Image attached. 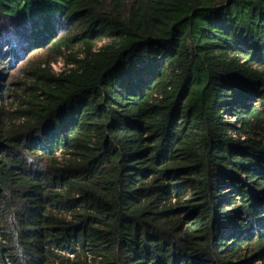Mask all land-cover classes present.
Returning a JSON list of instances; mask_svg holds the SVG:
<instances>
[{"label": "trees", "instance_id": "16d2710c", "mask_svg": "<svg viewBox=\"0 0 264 264\" xmlns=\"http://www.w3.org/2000/svg\"><path fill=\"white\" fill-rule=\"evenodd\" d=\"M258 263L264 0H0V264Z\"/></svg>", "mask_w": 264, "mask_h": 264}, {"label": "rangeland", "instance_id": "374dc122", "mask_svg": "<svg viewBox=\"0 0 264 264\" xmlns=\"http://www.w3.org/2000/svg\"><path fill=\"white\" fill-rule=\"evenodd\" d=\"M62 62H63V59L60 58L59 61H58V63H56V64L53 65V70H54L55 73H58V72H60V71L62 70ZM6 109H7L9 112H12L14 108H13V109H10V108L7 107V105H6ZM259 263H260V262H259ZM259 263H258V264H259Z\"/></svg>", "mask_w": 264, "mask_h": 264}]
</instances>
